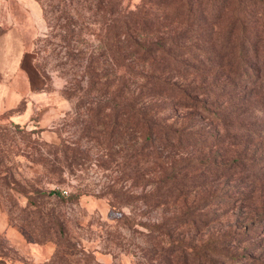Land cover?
<instances>
[{
    "label": "rangeland",
    "instance_id": "1",
    "mask_svg": "<svg viewBox=\"0 0 264 264\" xmlns=\"http://www.w3.org/2000/svg\"><path fill=\"white\" fill-rule=\"evenodd\" d=\"M37 1L42 21L31 25L20 0H0V35L13 16L43 88L64 103L51 120L37 114L16 123L0 115V264H197L194 253L205 243L218 252L216 264H264V109L257 98L264 93V0L181 1V10L191 4L192 28L207 35L195 40L210 46L209 59L229 43L247 75L216 86L220 114L234 126L197 109L201 120L189 137L218 130L216 153L211 139L180 149L226 163L182 168L186 183L175 198L156 188L153 172L133 178L115 139L85 127L93 103L81 104L86 97L77 88L85 86L87 58L98 53L110 22L106 7L98 9V0ZM113 1L114 18L142 0ZM17 83L23 87L24 77ZM183 112L168 124L186 123ZM234 134L240 137L231 144H238L224 151V138Z\"/></svg>",
    "mask_w": 264,
    "mask_h": 264
},
{
    "label": "trees",
    "instance_id": "2",
    "mask_svg": "<svg viewBox=\"0 0 264 264\" xmlns=\"http://www.w3.org/2000/svg\"><path fill=\"white\" fill-rule=\"evenodd\" d=\"M181 1L142 0L134 10L122 9L120 15L113 18L111 15L118 11V4L113 0H98V9L106 7V11L103 10L108 14L105 21L110 19V22L106 24L98 53L87 58L85 86L77 88L78 97H86L81 104L93 103L85 127L94 125L97 132L104 131L108 139H115L119 151H125L130 158L133 178L153 172L158 177L156 188L162 189L163 195L173 191L174 198L186 183L179 177L182 168L192 167L194 161L204 170L223 168L226 163L215 162L209 153L195 158L180 149L211 139L216 153L215 147L223 141L219 140L218 130L210 138L208 135H202L201 139L189 136L201 120L199 111L215 116L225 124L224 128L234 126L220 114L221 94L215 92L216 86L224 89L230 79L239 82L247 75L244 64L231 57L233 47L229 43L221 46L222 52L215 61L209 59L210 46L197 44L195 40L207 35L203 30L192 28L193 12L191 4H187L192 0H187L184 10L180 8ZM148 4L158 6L153 9ZM103 16H107L106 13ZM232 32L229 30L228 34ZM237 49L240 56L242 45ZM245 66L249 68L246 62ZM67 95L73 96L70 92ZM257 98L263 110L264 93ZM179 109L184 111L182 116L186 123L168 124ZM246 109L243 107L244 111ZM197 114L199 118L194 117ZM239 137L234 134L232 139L231 136L224 138V151L235 147L238 143H231ZM203 249L194 253L197 264H216L212 256L218 252L207 250L210 249L208 243Z\"/></svg>",
    "mask_w": 264,
    "mask_h": 264
},
{
    "label": "crops",
    "instance_id": "3",
    "mask_svg": "<svg viewBox=\"0 0 264 264\" xmlns=\"http://www.w3.org/2000/svg\"><path fill=\"white\" fill-rule=\"evenodd\" d=\"M21 9L31 25L41 23V9L37 0H20ZM9 26L0 35V115L7 114L13 122L29 121L32 115L52 119L60 111L64 100L55 92L43 88V81L34 66L33 53L23 41L22 27L11 16ZM24 77V86L17 83Z\"/></svg>",
    "mask_w": 264,
    "mask_h": 264
}]
</instances>
